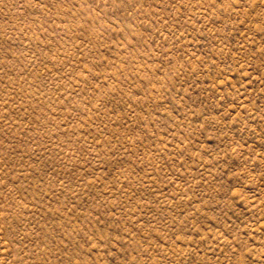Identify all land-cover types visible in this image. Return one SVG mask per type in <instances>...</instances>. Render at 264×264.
Returning <instances> with one entry per match:
<instances>
[{"label": "rangeland", "instance_id": "374dc122", "mask_svg": "<svg viewBox=\"0 0 264 264\" xmlns=\"http://www.w3.org/2000/svg\"><path fill=\"white\" fill-rule=\"evenodd\" d=\"M0 264H264V0H0Z\"/></svg>", "mask_w": 264, "mask_h": 264}]
</instances>
